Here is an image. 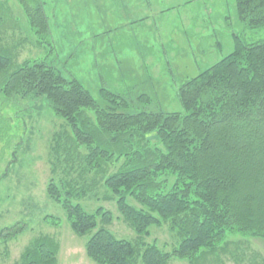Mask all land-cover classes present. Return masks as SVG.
Returning a JSON list of instances; mask_svg holds the SVG:
<instances>
[{"label": "trees", "instance_id": "1", "mask_svg": "<svg viewBox=\"0 0 264 264\" xmlns=\"http://www.w3.org/2000/svg\"><path fill=\"white\" fill-rule=\"evenodd\" d=\"M14 1L33 32L47 37L42 0ZM234 2L242 23L264 27V0ZM5 4L0 0V26L3 15H10ZM233 42L229 55L179 87L181 113L127 114L101 108L79 81L65 79L43 62L15 64L14 51L0 36V96L30 103L44 99L69 130L51 138L46 195L60 204L76 236L91 234L85 254L94 264H168L172 259L221 264V254L229 252L227 236L264 242V40L245 43L233 36ZM100 96L115 106L124 104L105 90ZM74 162L91 185L55 180L57 164H68L73 172ZM63 170V176L72 174ZM98 178L135 241L117 239L107 229L110 212L99 207L89 214L73 203L92 192ZM163 224L177 238L171 252L143 241L149 228ZM57 248L39 237L22 254L21 264H57Z\"/></svg>", "mask_w": 264, "mask_h": 264}, {"label": "rangeland", "instance_id": "2", "mask_svg": "<svg viewBox=\"0 0 264 264\" xmlns=\"http://www.w3.org/2000/svg\"><path fill=\"white\" fill-rule=\"evenodd\" d=\"M2 1L10 15H3L0 36L14 51L15 64L43 62L65 79L79 81L101 108L127 114L181 113L179 87L229 55L233 36L245 43L264 40V27L250 28L239 20L234 0H42L47 37L33 32L14 0ZM101 90L124 104L104 101ZM63 130L69 131L44 99L30 103L0 96V264H21L24 251L43 236L57 244V264H94L85 254L91 234L76 236L60 204L46 195L51 138ZM73 165L72 172L68 164H57L55 180L91 185L79 164ZM64 168L72 174L63 176ZM73 203L89 214L99 207L110 212L107 229L117 239L135 241L99 178L92 192ZM148 233L143 241L166 252L178 244L168 224ZM226 241L229 252L221 254V264H264L263 241L240 235ZM168 264L188 263L172 259Z\"/></svg>", "mask_w": 264, "mask_h": 264}]
</instances>
